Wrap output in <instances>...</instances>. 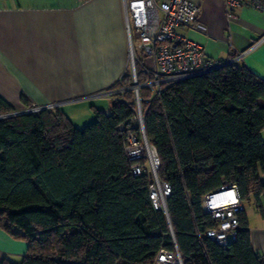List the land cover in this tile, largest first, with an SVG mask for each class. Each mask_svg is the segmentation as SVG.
<instances>
[{"label": "trees", "instance_id": "trees-1", "mask_svg": "<svg viewBox=\"0 0 264 264\" xmlns=\"http://www.w3.org/2000/svg\"><path fill=\"white\" fill-rule=\"evenodd\" d=\"M148 97L140 90L145 138L171 190V230L151 205V178L134 176L124 152L128 91L82 129L58 109L0 119V229L28 245L19 263L1 264H151L173 250L171 231L183 264H264L245 213L264 201V82L230 64ZM14 112L0 97V117ZM224 185L237 187L243 211L236 241L219 247L204 237L216 224L201 198Z\"/></svg>", "mask_w": 264, "mask_h": 264}, {"label": "crops", "instance_id": "crops-1", "mask_svg": "<svg viewBox=\"0 0 264 264\" xmlns=\"http://www.w3.org/2000/svg\"><path fill=\"white\" fill-rule=\"evenodd\" d=\"M129 1L0 0V97L15 111L27 110L26 103L54 105L78 129L94 112L111 111L116 97L102 93L118 90L128 73ZM190 1L199 8L195 30L177 33L201 46L205 59L232 61L264 82V12L243 6L229 20L222 0ZM259 173L264 183V165ZM250 207L254 214L247 207L245 213L251 245L263 255L264 201L262 212ZM27 249L0 229V264L19 263Z\"/></svg>", "mask_w": 264, "mask_h": 264}, {"label": "built area", "instance_id": "built-area-1", "mask_svg": "<svg viewBox=\"0 0 264 264\" xmlns=\"http://www.w3.org/2000/svg\"><path fill=\"white\" fill-rule=\"evenodd\" d=\"M227 18L232 19V10L243 6L264 12V0H222ZM125 31L128 41V77L130 87H119L116 91L102 93V96H124L133 93L134 117L121 125L126 130L125 155L133 162L132 173L140 176L146 173L151 178L149 199L155 210L162 211L168 224L166 201L171 194L169 185L161 183L157 176L159 161L154 152L153 162L148 157L144 134V115L140 90L149 93L147 102L159 99L170 85L182 80L203 75L232 64L211 62L204 57L203 49L197 43L177 33L178 29H194L199 8L190 0H132L124 3ZM132 31L137 35L133 42ZM148 59L150 66L143 60ZM54 105L33 107L32 113L51 111ZM243 211V203L235 185H224L205 194L201 198L202 215L215 222L213 229L206 230L204 237L219 247H226L237 239L238 215ZM170 228V224H169ZM171 230V228H170ZM173 250H160L151 264H183L171 231Z\"/></svg>", "mask_w": 264, "mask_h": 264}, {"label": "rangeland", "instance_id": "rangeland-1", "mask_svg": "<svg viewBox=\"0 0 264 264\" xmlns=\"http://www.w3.org/2000/svg\"><path fill=\"white\" fill-rule=\"evenodd\" d=\"M132 38H133V42H134V43H137L138 38H137V35L134 33V31H132ZM143 62H144V65H145V66H150V61H148V59H144ZM128 79H129V80H128ZM127 80L130 82V85H131L132 83H131V80H130L129 77L127 78ZM95 100H99V99H95ZM95 100H94V101H95ZM92 101H93V100L91 99L90 102H92ZM89 105H90V104H87V106H86V107H87L86 109H88V110H90ZM17 112H18V111H17ZM106 112H107V114H109L110 111H106ZM94 121H95V120L92 118V121H87V122H85V123H83L84 121H82L81 123H77V124H81V125H77V126H79V128L82 129V128H84L85 126H88V125L92 124ZM148 157H149V156H148ZM149 158H150V157H149ZM246 207H247V212H248V213H250V214H251V213L254 214L253 208L251 209V207L248 206V205H247ZM248 207H250V208H248ZM254 217H255L256 220H259V219H260L259 217L257 218V215H256V214L254 215Z\"/></svg>", "mask_w": 264, "mask_h": 264}, {"label": "water", "instance_id": "water-1", "mask_svg": "<svg viewBox=\"0 0 264 264\" xmlns=\"http://www.w3.org/2000/svg\"><path fill=\"white\" fill-rule=\"evenodd\" d=\"M32 112L30 110H23V111H18V112H14V113H11V114H8L6 116H3V117H0L1 118H10V117H15V116H21V115H25V114H31ZM155 152V150H154ZM156 154V152H155Z\"/></svg>", "mask_w": 264, "mask_h": 264}, {"label": "bare ground", "instance_id": "bare-ground-1", "mask_svg": "<svg viewBox=\"0 0 264 264\" xmlns=\"http://www.w3.org/2000/svg\"><path fill=\"white\" fill-rule=\"evenodd\" d=\"M146 152L148 153V156L150 157L151 161L153 162L155 156H154V152L153 149L149 147V145H146Z\"/></svg>", "mask_w": 264, "mask_h": 264}]
</instances>
